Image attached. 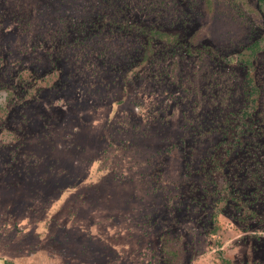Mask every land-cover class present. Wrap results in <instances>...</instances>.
I'll use <instances>...</instances> for the list:
<instances>
[{
    "label": "rangeland",
    "instance_id": "rangeland-1",
    "mask_svg": "<svg viewBox=\"0 0 264 264\" xmlns=\"http://www.w3.org/2000/svg\"><path fill=\"white\" fill-rule=\"evenodd\" d=\"M0 264H264V0H0Z\"/></svg>",
    "mask_w": 264,
    "mask_h": 264
}]
</instances>
